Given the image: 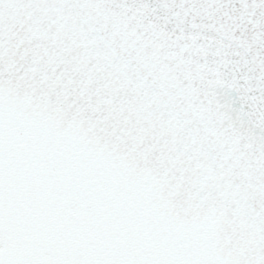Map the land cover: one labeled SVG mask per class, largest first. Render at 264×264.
Wrapping results in <instances>:
<instances>
[{
  "label": "snow or ice",
  "instance_id": "snow-or-ice-1",
  "mask_svg": "<svg viewBox=\"0 0 264 264\" xmlns=\"http://www.w3.org/2000/svg\"><path fill=\"white\" fill-rule=\"evenodd\" d=\"M0 264H264V0H0Z\"/></svg>",
  "mask_w": 264,
  "mask_h": 264
}]
</instances>
